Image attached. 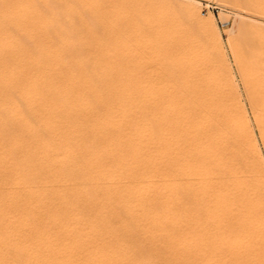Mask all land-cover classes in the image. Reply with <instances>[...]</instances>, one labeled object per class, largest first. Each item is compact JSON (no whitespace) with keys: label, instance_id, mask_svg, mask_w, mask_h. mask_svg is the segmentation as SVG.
Wrapping results in <instances>:
<instances>
[{"label":"bare ground","instance_id":"6f19581e","mask_svg":"<svg viewBox=\"0 0 264 264\" xmlns=\"http://www.w3.org/2000/svg\"><path fill=\"white\" fill-rule=\"evenodd\" d=\"M177 1L178 9L173 11L169 20L174 25L169 32L175 35L174 38L165 43L167 27H163L162 23V27L150 29L151 36L163 40L167 45V51L163 49L164 53L159 52L165 57L156 55L163 59L158 62V67L155 65L156 71H153L156 68L152 69L155 79L153 83L148 81L150 84L144 80L149 74L141 69L137 73L139 79L125 77L135 74L132 63L120 69L119 73L123 77L96 79L89 76L102 75L106 70L108 72L107 67L104 68L105 64L102 67L99 65V68L92 66L91 71L77 66V71H80L77 72L74 66L63 61L33 62L22 47H0V264H178L172 251L176 248L177 239L172 250L166 244L169 239L170 213L167 206L170 205L166 204L169 189L166 192L167 172L161 158L165 149L161 146L155 149L152 144L154 139L148 118L153 107L156 104L159 106L161 101L160 107L165 109L168 106L169 109L172 104L167 103L176 100L178 106L175 111L180 110L187 115L188 119L178 136L182 150L173 155L172 161L190 157L191 162L200 169L210 168L209 182L202 185L203 192L198 196L200 200L208 195L209 201L211 191L217 194L224 192L230 178L226 177L223 166L226 155L220 152L221 149H215L216 144H212L216 136L215 129L203 125L206 113L210 114V103L193 101L196 94L194 97L190 96L193 93L188 95L182 87L184 83L170 78L166 70L168 61L181 52L182 35L185 33L200 31L211 43H220V36L212 19L198 14L197 0ZM243 1L247 7L244 22L249 25L248 33L241 40L231 41V44L238 51L239 68L243 73L250 106L253 107L254 123H257L258 133L264 142V0ZM138 43L131 44L123 56L132 61L139 58L142 49ZM152 51L156 53L159 50ZM38 55L48 59L63 57L49 52ZM154 85L168 87L166 94L163 93L160 101L155 100L156 104L152 107L153 98L150 99L147 89ZM139 90L146 94H141ZM230 98L226 100H230L229 106L225 100L218 102L219 105L212 101V109L220 111L226 104L231 107V120L238 129L239 144L248 148L258 163L260 155L257 153L256 140L244 110L240 109H243L239 104L240 98L235 94ZM160 107L155 109L159 111ZM197 115L200 118L192 123V132L185 135L184 139L183 133ZM213 117H216L214 113ZM154 150H157L159 157L155 167L157 186H154ZM258 170L260 175H264V168L259 167ZM195 176L199 179L203 177L201 171H197ZM237 214L233 212L229 217L226 215L227 222L223 225L228 233L238 234L246 241L251 234L247 228L241 229L243 226H240ZM208 216L210 219L211 216ZM178 223L181 224L180 221ZM189 227L188 230L191 229ZM258 244V248L264 250V239Z\"/></svg>","mask_w":264,"mask_h":264},{"label":"rangeland","instance_id":"374dc122","mask_svg":"<svg viewBox=\"0 0 264 264\" xmlns=\"http://www.w3.org/2000/svg\"><path fill=\"white\" fill-rule=\"evenodd\" d=\"M243 2V0L239 2L235 0H197L198 14L203 18L212 19L217 27L221 42L211 43L210 40H208L209 38L200 31L190 32L191 34L187 32L188 34L185 33L182 35L183 44L181 52L175 58L171 59L170 62L168 61L166 67L167 73L170 74V78H174L176 82L181 81L184 83L182 87L185 91L187 90L188 95L193 93L190 96L194 97L193 95L196 94L195 98L192 99L193 101L196 100V103L203 102L204 104L210 103V114H208V112L206 113L205 118H203V125L205 124V127L208 126L211 130L215 129L214 132L216 136L212 144H216L215 149L218 151L221 149L220 152L226 155V160L223 159V166L226 171V177H229L231 182L226 186L227 192L225 189H223L224 192H218V194L216 191H211L210 197L212 200L210 199L209 201L207 199L208 195H205L201 200L198 198L201 192H203V186L208 181L210 168L204 167L200 169L199 166L191 162L190 157L186 160L172 161L173 155L175 153L178 154L180 150H182L179 144L181 141L178 136L182 132L181 127H183L186 119H188L187 115H185L183 111H175L176 106H178L176 105V100H171V103H167L172 104L169 105V109H167L168 106L165 107V109L164 107H160V98L163 96V93L167 91V85L164 87H160L161 85L149 86L151 90L149 88L147 89V91H149H146L147 94L150 93V99L153 98V100H151V104L153 103L152 107L156 104L155 100L160 101L158 104L159 106H157V104L156 106L161 109L159 108V111H157L158 109L154 105L155 107H153L151 113L152 116L150 114L148 120L153 133L154 140H152V144L154 148L156 149V147L161 146L165 149L161 158L167 172L165 189L166 192L167 189L170 190L167 192L170 197L167 195L168 202L166 203L170 205V207L167 206L168 214H170L168 215L169 239L166 244L169 245L167 247L171 250L176 246L172 251L175 252L173 253L176 256L174 259L178 264H183V262L185 264H264V253H262L264 250L258 248L260 247L258 246L259 241L264 239V226H262L264 225V221H262L264 220V205H262L264 204V175H260L258 170L259 167L264 168V142H262L258 133L257 123H254L256 121L253 107H251L252 105L250 99H248L249 96L246 93L245 84L243 83V73H241L242 71L239 68L240 57L238 51L231 44V41L235 39L241 40V38L248 33L249 25L244 22V13L247 11V7ZM177 5V0H0V47H22L27 53L26 55H29V60L33 62L49 63L63 61L64 63L71 64L75 69L81 67L82 70L85 71H89L95 66V68H99L101 65L104 66L105 64L104 68L107 67L108 72L106 70L102 75L98 73L89 76L92 78L97 77L96 79L123 77L119 73L121 72L120 69L122 70L123 66L132 63L135 66L134 69H136L134 70L135 74H129L125 77L139 79L140 76L138 74L142 70L149 74L147 77H144V80L146 81L145 83L150 84L149 82L153 83L155 79L154 75H152L153 71L157 70L158 62L160 63L163 59L159 57L162 55L161 53L159 55V52L161 51L164 53L163 51L166 50L168 40L175 36L169 33L172 31V26H174L172 21L169 20L171 18L170 15L177 11ZM132 19H134V22ZM226 21H228L227 24H221ZM161 23L163 27H167H165L167 31V35L165 36L166 44H164L163 40L155 39L150 33V29L154 26L160 27ZM136 31H139V33ZM6 42H8V44ZM135 42H139L138 45L142 50L139 52V58L132 61L125 58L123 54H125L126 50L132 46L131 44L134 45ZM154 49H157V51L159 50L156 52L158 54L152 51ZM67 50L68 52L71 51L73 54L71 52L68 53ZM46 52L51 53V55L55 53L61 56L65 53L66 56L64 54L62 58L49 57L48 59L47 57L45 58L44 55V58L41 57L42 55H38ZM156 55L159 56L156 57ZM163 55L162 57H165ZM152 69L155 70L152 71ZM139 91L141 94H146L142 90ZM234 94L240 98L239 104L241 103L242 105L240 104V106H243V109L242 107H240V109L244 110L243 113L246 119L249 120L247 121L252 129L254 140H256L257 153L260 155V161L258 163V160L255 161L256 159L250 153V150L246 147L243 148L244 146L242 147V145L239 144V134L236 133L238 129L231 120V107H227L230 100H228V102L226 101ZM218 96L224 98L221 99ZM223 100L227 103L226 105L224 104L226 109L223 107L226 113H224L223 109V111H218L215 108L212 109L213 103L219 105L218 102H222ZM212 101L216 102L211 104ZM173 104H175V107ZM214 106L215 104L213 107ZM214 109L216 112H214ZM153 111L156 112L153 113ZM217 112H220L221 115H219V113L217 114ZM213 113L216 117H213ZM197 116L194 118V121H191V125H189L186 132L183 133L184 139L185 135L191 134L193 129L192 123L200 118V115ZM211 116L212 118H210ZM139 123L140 122H138V124ZM231 123L233 125H230ZM211 125L213 127H210ZM217 141L218 143H216ZM184 149H186V147ZM156 151L157 150H154L153 153V159L155 161L153 173L155 171L157 172V168L155 167L156 161L159 159ZM197 171L202 172V178L199 179V177L197 178L195 176ZM156 172L154 173L156 182L154 186H157ZM174 179L176 180L174 181ZM171 181L173 183H171ZM174 182L176 183L174 184ZM224 185H226V183ZM176 188L178 192H176ZM155 190H157L156 187ZM257 190L260 192H257ZM226 193H228V195H226ZM214 195H217L215 196L217 197L216 199H214ZM258 195H260V197H258ZM172 196L173 198H171ZM229 197L232 198L229 199ZM221 198H223V200ZM171 201H174L175 204ZM213 201H215V203ZM180 202L182 203L181 206L184 204L183 208L180 206ZM209 205H211V207ZM234 205L237 206L235 207ZM214 207H216V209ZM233 207L238 210H234ZM225 208H227V211ZM198 210H200L201 213ZM214 210L215 215L214 213H209ZM216 210H218V213ZM239 210L241 211L239 212ZM229 211L232 212L230 213ZM233 212L238 213L237 215L241 222L240 226H243L241 229L243 230L244 228L245 230V228H247V231H249L252 236L246 241L238 234L228 233L224 227L227 222L226 217L231 216ZM208 215L211 216L210 219ZM179 221L181 224L178 223ZM197 222L199 224H196ZM218 226L219 228L217 230ZM174 227L176 228L174 229ZM188 227L191 229L188 230ZM194 227L196 229H194ZM197 229H199L200 232ZM191 231L192 233H190ZM233 235H236L235 238L232 237ZM194 236L196 238L198 237V239L195 240ZM230 237H232V239ZM172 241L173 243H171ZM175 242L176 245L174 246ZM189 245L191 248H189ZM185 246L186 248H184ZM193 255L195 256L193 257ZM178 259L183 262L181 263ZM157 260H163V258H157Z\"/></svg>","mask_w":264,"mask_h":264},{"label":"built area","instance_id":"2783aa9c","mask_svg":"<svg viewBox=\"0 0 264 264\" xmlns=\"http://www.w3.org/2000/svg\"><path fill=\"white\" fill-rule=\"evenodd\" d=\"M228 23V21H226V22H223V23H221L222 25H224V24H227Z\"/></svg>","mask_w":264,"mask_h":264}]
</instances>
